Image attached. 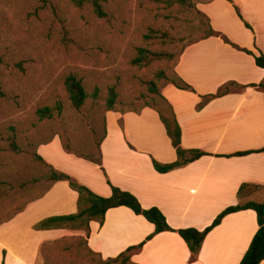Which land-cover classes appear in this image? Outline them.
Here are the masks:
<instances>
[{
    "label": "crops",
    "instance_id": "1",
    "mask_svg": "<svg viewBox=\"0 0 264 264\" xmlns=\"http://www.w3.org/2000/svg\"><path fill=\"white\" fill-rule=\"evenodd\" d=\"M221 3L233 9L228 13V23L227 16L217 7ZM233 5L250 28L244 26ZM199 9L207 15L213 29L240 47L254 52L258 49L264 54V0H212ZM175 71L193 90L169 84L163 87L162 94L173 107L182 147L206 153L198 159L164 173L153 168L151 157L171 162L176 155L157 112L150 107L138 112H106L100 138L105 175L97 164L65 152L57 136L40 144L37 153L98 195H110L108 179L136 196L142 207H157L172 228L202 230L221 210L238 202L240 184L264 185L263 152L226 156L264 145V89L250 85L264 78V69L254 63L252 55L220 37L209 36L184 47ZM230 81L244 87L196 108L201 95L213 93ZM255 192L258 196L253 195ZM244 198L260 201L263 194L254 191ZM76 209V192L65 181L53 183L41 197L0 224V264H43L39 255L43 242L63 236H85L83 230L33 228L42 218L73 213ZM89 226L87 245L104 259L138 244L153 231L152 223L126 206L108 209L101 225L91 221ZM256 229L252 209L231 212L207 233L194 259L177 232L163 231L146 241L131 261L238 264ZM259 264H264V260Z\"/></svg>",
    "mask_w": 264,
    "mask_h": 264
},
{
    "label": "rangeland",
    "instance_id": "2",
    "mask_svg": "<svg viewBox=\"0 0 264 264\" xmlns=\"http://www.w3.org/2000/svg\"><path fill=\"white\" fill-rule=\"evenodd\" d=\"M211 1L167 6L153 0H107V15L98 17L89 5L72 0H0V218L44 188L43 181L29 185L43 169L34 157L40 144L57 136L73 151L85 152L97 143L109 86L118 93L115 108L131 111L150 101L147 81L155 80L161 92L169 85L158 73L172 76L176 57L150 55L142 66L131 60L138 47L175 54L201 37L206 19L196 10ZM217 7L228 23L233 9L227 3ZM69 73L83 79L89 94L81 110L70 105L64 88ZM95 87L98 95L92 98ZM43 106L52 113L40 120L36 112ZM11 135L19 152L9 147Z\"/></svg>",
    "mask_w": 264,
    "mask_h": 264
},
{
    "label": "trees",
    "instance_id": "3",
    "mask_svg": "<svg viewBox=\"0 0 264 264\" xmlns=\"http://www.w3.org/2000/svg\"><path fill=\"white\" fill-rule=\"evenodd\" d=\"M153 1L164 3L167 6H183L187 4L191 5V0ZM72 2L77 6L89 5L94 14L98 17H105L107 15L106 10L104 9V4L107 2V0H72ZM233 7L235 13L242 20L244 26L250 28V25L244 20L238 7L236 5H233ZM196 13L206 19V28L205 30H203V35L201 37L191 40L190 42L209 36L220 37L225 43L230 44L232 47L252 55L254 63L258 67L264 69V54L260 50L257 49V51L254 52L252 50L238 46L237 44L232 42L225 34L213 29L210 25L209 18L204 12L196 10ZM190 42L185 43V45L182 46L175 54H171L166 50L151 52L146 47H138L137 55L131 60V62L135 65L142 66L149 61L150 55L154 56L155 58L162 56H173L176 57L174 63L175 67L180 53L182 52L184 47ZM158 77H161L165 80V82L167 81V83L172 84L177 88L193 90L192 86H190L178 76L175 69H173L172 71V76H166L163 72H160L158 73ZM146 85L151 95L149 98L150 101L144 102L142 107L138 109H132L131 111L138 112L143 107L153 108L157 112L158 117L164 126L166 135L176 155L175 160L171 162H160L151 157V163L153 168L161 173L168 172L173 169L182 167L206 154L204 151H201L199 149H187L182 147L181 130L172 105L163 96L155 80L147 81ZM250 85L258 86L264 89V78L260 82L252 83ZM243 87L244 85H240L233 81L227 82L224 85L218 87L215 92L201 95L200 100L196 105V108H201L214 97L224 95L233 90H239ZM64 88L67 93L70 105L76 110H81L85 106L89 97V94L84 86L83 79L81 77H78L74 73H69L64 79ZM97 95L98 88L95 87L91 96L92 98H95L97 97ZM117 97L118 93L116 92L115 87L109 86L107 94L104 98V105L107 111H125L123 109L115 108ZM55 109L58 111V113H60L61 105L56 104ZM51 113L52 108L49 106L40 107L36 112L37 117L40 120L46 117H50ZM7 140L9 142L10 149L14 152H19L20 147L14 139L13 135L8 136ZM60 143L62 149L65 152L74 154L77 157L83 158L85 160L97 164L105 175V172L102 168L100 139L97 141V143L91 144L85 152L73 151L71 148H69L66 143L61 141V139ZM250 152L264 153V145L256 150L237 151L226 156L243 155ZM34 157L42 164L43 169L38 177H34L30 180L29 185H34L37 182L43 181L46 183L44 184V188L40 191L33 193V195L25 199L23 203L16 206L14 208V211L10 215L0 218V224L4 221L9 220L15 214L22 211L27 205V203H29L30 201L41 197L56 181H65L68 187L76 192V211L73 213L52 215L42 218L41 220L33 224V228L36 230L70 229L85 231V236H63L53 241L43 242L39 248V255L42 258L43 264H137L131 261V256L133 254L138 253L146 241L150 240L154 235L163 231L177 232L178 235L186 243L190 251L191 258L194 259L198 255L202 242L207 233L215 225H217L226 214L244 209H252L255 212L257 229L254 232L251 241L248 247L246 248L245 252L243 253L238 264H259L261 261L264 260V185L250 183L240 184L236 192L238 202L234 205H229L223 210H221L213 219V221L202 230L196 229L194 227L175 229L167 223L164 214L157 207H142L136 196H134L129 191L122 190L119 187L111 184L108 179H106V181L110 186V195L101 196L91 191L85 185L79 183L69 174L60 171L45 162L43 158L37 153V151L34 152ZM254 191H261L263 194V199L259 201L244 198L248 193H252ZM118 206H126L131 209L135 214L142 215L147 221L152 223L153 231L138 244L128 246L125 250L120 252L115 257H107L104 259L99 253L94 252L87 245L86 237L90 232L89 225L91 221H95L99 225H101L104 220L106 211L110 208ZM1 264H3V262Z\"/></svg>",
    "mask_w": 264,
    "mask_h": 264
}]
</instances>
